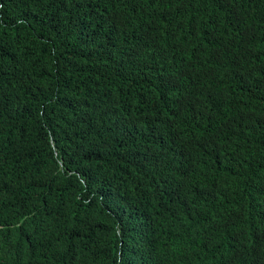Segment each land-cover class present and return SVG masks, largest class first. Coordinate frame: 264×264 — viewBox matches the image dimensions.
Returning a JSON list of instances; mask_svg holds the SVG:
<instances>
[{
  "label": "trees",
  "instance_id": "16d2710c",
  "mask_svg": "<svg viewBox=\"0 0 264 264\" xmlns=\"http://www.w3.org/2000/svg\"><path fill=\"white\" fill-rule=\"evenodd\" d=\"M0 264H264V0H0Z\"/></svg>",
  "mask_w": 264,
  "mask_h": 264
}]
</instances>
